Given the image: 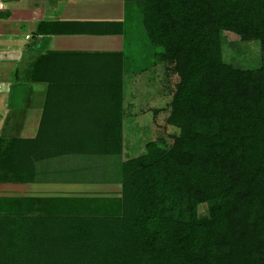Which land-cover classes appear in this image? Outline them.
<instances>
[{"label": "trees", "instance_id": "16d2710c", "mask_svg": "<svg viewBox=\"0 0 264 264\" xmlns=\"http://www.w3.org/2000/svg\"><path fill=\"white\" fill-rule=\"evenodd\" d=\"M125 1L154 63H172L179 78L166 118L178 134L168 148L149 140L126 155L115 194L1 193L0 264H264V0ZM242 41L259 42L258 67L241 66ZM46 56L31 63L28 81L44 79ZM117 72L91 87L108 94L92 98L96 110L47 101L34 137H0V183L34 181L42 159L121 155Z\"/></svg>", "mask_w": 264, "mask_h": 264}, {"label": "crops", "instance_id": "0c3cea01", "mask_svg": "<svg viewBox=\"0 0 264 264\" xmlns=\"http://www.w3.org/2000/svg\"><path fill=\"white\" fill-rule=\"evenodd\" d=\"M129 5L125 0H0V134L2 138L34 137L37 129L33 135H30L33 123L32 116L30 118L28 116L31 115L30 109H35L33 103H38L40 100L43 101L44 106L47 101L71 100L76 105L72 107L71 112L96 110L97 102L94 99L92 102V98L104 95L107 99L108 94L92 91L91 87L112 82L107 76L115 74L118 70H121L122 109L125 112L128 69L125 68L123 60L126 44L129 45L126 38V33L129 32V18L132 19L130 12L127 14ZM43 21L56 22L51 26L53 31L37 33L36 27ZM85 23L87 25L82 31L81 26ZM119 26L121 29L116 31ZM130 26L134 29L133 24ZM134 30L131 32L134 33ZM43 55H47L40 64L41 76L44 79L28 81L25 75L29 66ZM119 55L122 58L121 62L116 60ZM9 98L12 103H9ZM28 112L30 114L25 117V113L27 115ZM68 155L76 154L36 161L34 181L0 183V194L38 195L36 193H40L43 189L42 184L49 181L52 183L51 176L63 171L52 169L49 164H45V161ZM107 161V166L101 168L97 165L98 169L96 165L87 164L85 170H88L87 172L93 170V173L97 172L100 177H105V172H113V170L116 172L112 160ZM93 173L86 175L88 180L86 182L82 181V175L76 181H66L75 184L74 190L66 192H77L75 189L81 183L97 182L93 181L95 179ZM56 178L64 177L56 176ZM115 180L120 183L119 177ZM98 183L106 182L99 180ZM68 195H80V193Z\"/></svg>", "mask_w": 264, "mask_h": 264}, {"label": "rangeland", "instance_id": "374dc122", "mask_svg": "<svg viewBox=\"0 0 264 264\" xmlns=\"http://www.w3.org/2000/svg\"><path fill=\"white\" fill-rule=\"evenodd\" d=\"M133 3L127 6V14H131L129 18L128 29L126 38L129 41V45L126 44L125 68L127 71V106L124 112V151L119 156H87L85 154H76L61 156L58 158L48 159L45 164H49L52 169L63 170L58 174H53V182L44 183L40 193L43 195H58V194H91V195H103L111 194L114 191L120 189V183L116 182L115 178L119 177L117 168L120 164V160L125 159L128 155L130 157L138 155L144 150V145L149 140H155L163 147H170L173 141V137L178 134L179 129L175 126L169 125L166 122L170 110V100L175 90V84L179 78L174 71L173 64L170 62L154 63V55L152 44L150 43L144 28L140 22L139 15L134 9ZM133 22V23H132ZM133 24L134 29L130 26ZM135 24V25H134ZM134 30V33L131 31ZM137 32V33H136ZM136 33V34H135ZM233 37L230 35L229 40L232 41ZM259 42L257 41H242L240 44L241 60L240 64L243 68H256L260 65V49ZM239 63V62H238ZM9 103L12 100L9 98ZM35 104V109H30V112L25 117L30 118L32 116L33 130L35 133L41 111L44 107L43 101L40 100ZM89 117V115H88ZM88 120V119H87ZM2 134H0L1 137ZM107 160H112L113 168L116 166V172H105V177L97 172L93 173V170L87 172L85 167L87 164L107 166ZM66 169V170H65ZM95 169V168H94ZM87 173V174H86ZM93 173V183H81L80 186L75 189V193H67L68 190H74L75 184L67 183L66 181L78 180V177L82 175V181H88L86 175ZM56 176L64 178H56ZM105 181L106 183H98ZM64 191V192H62ZM44 196V195H43ZM199 213L202 216L207 215V205L202 204L198 208Z\"/></svg>", "mask_w": 264, "mask_h": 264}]
</instances>
